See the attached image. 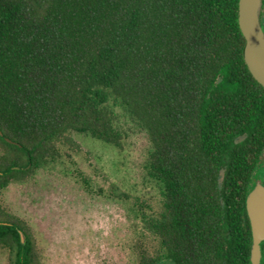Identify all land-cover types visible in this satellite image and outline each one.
<instances>
[{"label": "trees", "instance_id": "1", "mask_svg": "<svg viewBox=\"0 0 264 264\" xmlns=\"http://www.w3.org/2000/svg\"><path fill=\"white\" fill-rule=\"evenodd\" d=\"M239 1L0 0L8 264L42 262L2 191L79 151L74 132L122 148L118 107L150 141L155 194L100 190L141 224L136 264H251L246 196L264 163V86L243 56Z\"/></svg>", "mask_w": 264, "mask_h": 264}, {"label": "rangeland", "instance_id": "2", "mask_svg": "<svg viewBox=\"0 0 264 264\" xmlns=\"http://www.w3.org/2000/svg\"><path fill=\"white\" fill-rule=\"evenodd\" d=\"M116 110L126 133L122 148L74 132L79 151L2 191L3 202L33 227L42 264H136L141 224L123 202L100 190L115 182L137 194H155L143 165L150 141L123 109ZM0 264H8L1 247Z\"/></svg>", "mask_w": 264, "mask_h": 264}, {"label": "water", "instance_id": "3", "mask_svg": "<svg viewBox=\"0 0 264 264\" xmlns=\"http://www.w3.org/2000/svg\"><path fill=\"white\" fill-rule=\"evenodd\" d=\"M264 0L239 1V25L246 39L243 56L254 78L264 86ZM0 134L3 132L0 130ZM7 141L16 143L10 138ZM246 208L251 222V264H262L264 252V163L261 164L246 196ZM23 242L25 235L21 232Z\"/></svg>", "mask_w": 264, "mask_h": 264}, {"label": "flooded vegetation", "instance_id": "4", "mask_svg": "<svg viewBox=\"0 0 264 264\" xmlns=\"http://www.w3.org/2000/svg\"><path fill=\"white\" fill-rule=\"evenodd\" d=\"M262 23H263V28H264V16H263V18H262Z\"/></svg>", "mask_w": 264, "mask_h": 264}]
</instances>
